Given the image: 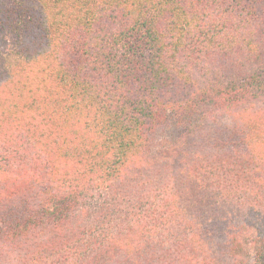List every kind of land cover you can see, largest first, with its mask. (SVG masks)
Wrapping results in <instances>:
<instances>
[{
	"label": "trees",
	"instance_id": "1",
	"mask_svg": "<svg viewBox=\"0 0 264 264\" xmlns=\"http://www.w3.org/2000/svg\"><path fill=\"white\" fill-rule=\"evenodd\" d=\"M262 241L264 0H0V264Z\"/></svg>",
	"mask_w": 264,
	"mask_h": 264
},
{
	"label": "rangeland",
	"instance_id": "2",
	"mask_svg": "<svg viewBox=\"0 0 264 264\" xmlns=\"http://www.w3.org/2000/svg\"><path fill=\"white\" fill-rule=\"evenodd\" d=\"M165 135L167 137H169L170 139H175L180 135V128H177L176 126H172L169 128H166L165 130ZM262 251H263V260H262V264H264V241H262ZM252 255H251V264H257V253L255 249H252L251 251Z\"/></svg>",
	"mask_w": 264,
	"mask_h": 264
}]
</instances>
